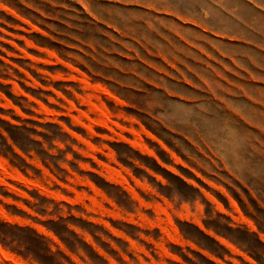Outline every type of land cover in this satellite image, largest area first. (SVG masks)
I'll return each mask as SVG.
<instances>
[{
	"label": "rangeland",
	"instance_id": "rangeland-1",
	"mask_svg": "<svg viewBox=\"0 0 264 264\" xmlns=\"http://www.w3.org/2000/svg\"><path fill=\"white\" fill-rule=\"evenodd\" d=\"M0 264H264V0H0Z\"/></svg>",
	"mask_w": 264,
	"mask_h": 264
},
{
	"label": "bare ground",
	"instance_id": "bare-ground-1",
	"mask_svg": "<svg viewBox=\"0 0 264 264\" xmlns=\"http://www.w3.org/2000/svg\"><path fill=\"white\" fill-rule=\"evenodd\" d=\"M2 164V163H1ZM4 171H5V169H4ZM14 176H17V175H14ZM19 176V175H18ZM21 176H19V177H17V178H20ZM4 253H6V252H4ZM7 255V254H6ZM8 256V255H7Z\"/></svg>",
	"mask_w": 264,
	"mask_h": 264
}]
</instances>
